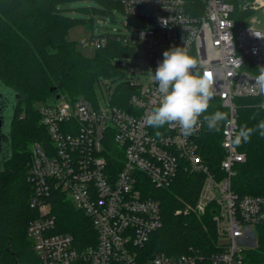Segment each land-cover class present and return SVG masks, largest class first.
I'll list each match as a JSON object with an SVG mask.
<instances>
[{
    "label": "built area",
    "instance_id": "2783aa9c",
    "mask_svg": "<svg viewBox=\"0 0 264 264\" xmlns=\"http://www.w3.org/2000/svg\"><path fill=\"white\" fill-rule=\"evenodd\" d=\"M108 1L144 24L93 35L81 44L101 49L116 39L141 49L150 62L151 80H129L138 89L128 107L66 94L39 107L49 140L30 146V205L39 215L27 233L41 264H243L245 244H256V227L264 225V195H239L233 189L237 165L246 160L235 144L236 98L262 96L254 90V78L264 65V0ZM175 46L186 47L198 70L211 74L213 97L228 111L221 129V174L203 160L202 117L188 137L179 125L154 128L145 122L160 100L155 69L163 52ZM182 171L204 178L196 202L176 208L175 214L202 215L214 203L219 251L202 254L190 247L176 256L162 251L145 257V246L163 224L161 200L153 189L168 187ZM58 192L90 218L95 244L80 248L73 234L56 231L51 198Z\"/></svg>",
    "mask_w": 264,
    "mask_h": 264
},
{
    "label": "trees",
    "instance_id": "16d2710c",
    "mask_svg": "<svg viewBox=\"0 0 264 264\" xmlns=\"http://www.w3.org/2000/svg\"><path fill=\"white\" fill-rule=\"evenodd\" d=\"M73 1L77 0H0V81L20 94L10 126L11 152L3 156L0 165V264H18L17 260L19 264H41L27 233L29 222L39 215L30 205L34 191L27 178L32 159L30 145L49 140L41 124L39 107L54 102L58 94L71 98L84 96L97 102L95 85L104 78L120 80L110 92L112 104L128 107L130 96L138 89L124 79L125 74L117 64L120 57H134L135 47L111 39L106 47L96 49L95 55L88 57L77 42L68 39L70 29L82 21L66 12L69 9L66 5ZM95 1L101 7H90L87 11L104 15L111 13L113 7L121 10L116 2ZM85 22L91 26L89 21ZM259 71L260 68L258 74ZM263 99L264 95L236 98L239 131L242 126L253 130L248 142L235 143L246 155V160L237 165L232 180L239 195H264V136L257 127L264 121V108L260 106ZM21 103L25 106L21 107ZM217 111L225 113L227 119V109L219 98L213 97L201 117L204 120V116ZM224 121L218 131H210L204 120L199 140L203 160L219 174L224 156L221 146ZM16 123L22 134L17 140ZM203 178V174L182 171L168 187H154V195L161 200L163 224L151 235L143 250L145 257L162 251L176 256L190 247L202 254L219 251L214 203L202 215L175 214L176 208L196 202ZM51 199L57 218L56 231L73 234L80 248L95 244L97 235L90 218L59 192ZM256 231V245L244 250L243 264H264V225H258ZM73 264L89 263L77 260Z\"/></svg>",
    "mask_w": 264,
    "mask_h": 264
},
{
    "label": "clouds",
    "instance_id": "9594fccd",
    "mask_svg": "<svg viewBox=\"0 0 264 264\" xmlns=\"http://www.w3.org/2000/svg\"><path fill=\"white\" fill-rule=\"evenodd\" d=\"M153 79L158 85L160 100L147 115L146 124L154 128L179 125L185 137L193 135L198 130L199 118L208 110L209 101L213 98L212 77L207 71L198 70L197 60L189 55L186 47L175 46L163 52V60L158 63ZM254 81V90L258 89L259 94L264 95V67H260ZM225 119L226 114L219 111L204 116L210 131H218L220 122ZM257 127L260 135L264 136V121ZM252 131L242 126L235 143L248 142Z\"/></svg>",
    "mask_w": 264,
    "mask_h": 264
},
{
    "label": "rangeland",
    "instance_id": "374dc122",
    "mask_svg": "<svg viewBox=\"0 0 264 264\" xmlns=\"http://www.w3.org/2000/svg\"><path fill=\"white\" fill-rule=\"evenodd\" d=\"M69 9L66 11L71 18H78L82 21L74 25L68 34V39L77 42L79 48L82 50L85 56L91 57L96 53V48L92 45L83 46L81 42L83 40L90 39L93 35L112 33L113 29L120 31L125 30L128 26H142L144 20L137 16H131L125 14L118 7H113L111 13L104 15H97L94 12L87 11L88 8L101 7V4L95 0H77L70 2L66 5ZM85 21H89L91 26L89 27ZM118 66L120 70L125 74L124 79L133 80L136 83L147 84L151 80L152 70L149 60L144 56L141 49L136 50L134 57H120L118 58ZM119 79L112 81L107 78L101 80L95 85V92L97 100L101 105H105L110 100V92L115 88ZM5 92L9 93L10 102L16 99L15 92L10 88H2ZM23 97V95H22ZM25 103H21L20 106L24 107ZM11 107V105H10ZM9 107V109H10ZM11 115V113H10ZM19 124L14 125V136L17 140L22 134L19 133ZM31 146V145H30ZM7 156L10 154V148L7 144V148L4 152ZM3 155L0 153V165H2ZM256 244L251 242L245 244V247H253Z\"/></svg>",
    "mask_w": 264,
    "mask_h": 264
},
{
    "label": "water",
    "instance_id": "95a60500",
    "mask_svg": "<svg viewBox=\"0 0 264 264\" xmlns=\"http://www.w3.org/2000/svg\"><path fill=\"white\" fill-rule=\"evenodd\" d=\"M2 88L6 89L7 87L0 81V153H2L3 156L7 157L4 152L7 148V144L9 145L11 152L10 126L13 119L14 107L18 99L20 98V94L17 91L13 90L15 92L16 99L10 102L9 93L5 92V90H3ZM51 90H54V88H52ZM58 97L59 95H57V98ZM17 263L19 264L18 260Z\"/></svg>",
    "mask_w": 264,
    "mask_h": 264
},
{
    "label": "snow or ice",
    "instance_id": "6c2138e0",
    "mask_svg": "<svg viewBox=\"0 0 264 264\" xmlns=\"http://www.w3.org/2000/svg\"><path fill=\"white\" fill-rule=\"evenodd\" d=\"M209 75L211 76V74L209 73Z\"/></svg>",
    "mask_w": 264,
    "mask_h": 264
}]
</instances>
